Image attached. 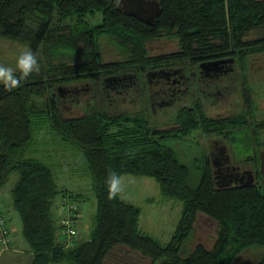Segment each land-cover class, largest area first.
<instances>
[{
    "label": "trees",
    "instance_id": "1",
    "mask_svg": "<svg viewBox=\"0 0 264 264\" xmlns=\"http://www.w3.org/2000/svg\"><path fill=\"white\" fill-rule=\"evenodd\" d=\"M157 1L160 15L150 25L120 9V0H0V37L31 47L40 63L18 87L0 84V188L18 174L12 199L35 254L31 264H108L120 247L150 264H235L258 249V264H264L260 173L250 187H218L213 157L185 137L199 129L211 134L239 128L247 114L211 118L205 97L195 91L189 103L175 106V127L161 129L154 120L161 88L170 87L157 85L159 76L191 74L213 61L233 60L225 64L236 66L245 103L252 105L248 63L264 55V0ZM102 37L113 41L124 61L103 60ZM162 38L178 40L179 50L149 56L148 42ZM127 98L130 108L120 104ZM46 133L80 151L97 197L90 239L70 247L59 239L52 215L60 193L54 169L34 153ZM110 171L153 178L164 197L183 203L165 246L141 233L136 205L119 192L109 195ZM62 192L78 200V194ZM200 215L218 224L210 249L189 245Z\"/></svg>",
    "mask_w": 264,
    "mask_h": 264
},
{
    "label": "rangeland",
    "instance_id": "2",
    "mask_svg": "<svg viewBox=\"0 0 264 264\" xmlns=\"http://www.w3.org/2000/svg\"><path fill=\"white\" fill-rule=\"evenodd\" d=\"M258 35V32L256 34L253 33L249 38H256ZM100 43L103 60L106 62L124 61L122 52L113 41L111 42L108 38L102 37ZM25 47L27 46L24 44L10 42L0 37V64L14 67L18 55ZM147 47L149 56L168 54L179 50L178 40L173 38L156 39V41L148 42ZM235 67L233 66V69ZM248 67V80L252 88V94L250 95L253 101L252 105L248 106L245 103L246 99L243 97L242 88L244 81L229 82L227 72L220 75L226 78L222 86L225 89L224 97H219V99L213 96L203 98L205 103L204 112L209 117L222 119L247 114V124L239 126V128L223 130L221 133L203 134L201 129H199L186 134L185 137L187 140L197 143L205 153L210 155L212 152L210 144L222 141L228 147V153H230L234 161L246 163L249 159V165L259 172L260 153L264 150V55H258V57L250 59ZM182 89H186L185 85L182 86ZM161 92L163 96L164 92ZM127 99L120 101V104L125 108H130L128 101L132 100V98ZM189 100L187 101L188 103L190 102ZM182 104L184 103L179 102V105ZM175 112L176 107L160 108L159 111L155 112V124L159 125L158 127L161 129L175 127L176 125L171 124L172 118L176 115ZM40 142L41 145L35 148L34 153L37 155L41 154L52 165L60 191L52 206L53 219L56 220L59 226V239L63 242L65 239L64 230H61L60 224L63 220L62 203L66 198L65 192L62 191L67 190L69 195H79L76 201L77 207H79L78 230L80 231L77 241L86 242V240L90 239L94 230V220L98 206L91 176L85 163L82 162L80 151L72 147L66 148L62 141H53L49 133L42 134ZM8 177L5 186L0 188V210L4 211V214L10 219L9 223L11 224L9 225L14 239H24L22 221L14 209L12 199V190L18 182L19 176L13 172ZM119 194H121L124 201L136 205L141 210L139 223L141 233L155 238L163 246L172 239L178 226L177 224L183 215V203L176 199L164 197L162 192H160L159 184L153 178L136 177L130 174L121 177ZM67 197L70 198L68 195ZM195 225V231L189 245L194 249L199 245L210 249L217 237L218 224L214 220L200 215ZM116 251L108 260V264L151 263L148 257H142L139 253L131 252L125 247H120ZM262 258L263 252L261 250H250L241 255L235 264H258Z\"/></svg>",
    "mask_w": 264,
    "mask_h": 264
},
{
    "label": "flooded vegetation",
    "instance_id": "3",
    "mask_svg": "<svg viewBox=\"0 0 264 264\" xmlns=\"http://www.w3.org/2000/svg\"><path fill=\"white\" fill-rule=\"evenodd\" d=\"M121 1V0H120ZM229 76V82L237 81L235 69L230 63L220 66H212L208 68L198 67L193 73H189L187 70L170 72L169 74L164 72L163 76H159L161 82L159 84H168L170 87L161 88L164 92L163 96L160 95L159 98L162 100L158 103L159 108H165L164 106H178L179 102L185 101L188 97L195 91L203 94L205 98L213 96L214 98L224 97L223 81L225 77L220 75L225 74ZM233 72V73H231ZM225 76V75H224ZM204 83V84H203ZM185 85L186 89H182ZM204 87H206L204 89ZM163 98V99H162ZM166 113V112H165ZM211 143V142H210ZM213 144V145H212ZM211 145L212 152L211 157L218 160V164L213 165L216 172L215 179L222 187L232 186H245L250 183V176L255 177L254 182L257 183L258 177L257 172L253 166L249 165V162H236L233 157L228 153V147L224 145L222 141L213 142ZM221 149V150H220ZM260 165V164H259ZM260 173V167H259ZM262 183V177H261Z\"/></svg>",
    "mask_w": 264,
    "mask_h": 264
},
{
    "label": "clouds",
    "instance_id": "4",
    "mask_svg": "<svg viewBox=\"0 0 264 264\" xmlns=\"http://www.w3.org/2000/svg\"><path fill=\"white\" fill-rule=\"evenodd\" d=\"M40 70V63L36 53L31 47L18 55L15 66L0 64V83L6 88L13 89L21 84V81L33 71ZM109 195L115 196L121 190V175L116 171H110L106 180Z\"/></svg>",
    "mask_w": 264,
    "mask_h": 264
},
{
    "label": "water",
    "instance_id": "5",
    "mask_svg": "<svg viewBox=\"0 0 264 264\" xmlns=\"http://www.w3.org/2000/svg\"><path fill=\"white\" fill-rule=\"evenodd\" d=\"M120 9H122L126 14H129L130 16H134L141 20L142 22H146L148 24H154L156 21L157 17L160 15L161 11V5L160 2L157 0H121L120 1ZM233 62V60H225V61H213L209 63H202L200 66L201 68H208L212 66H220V65H225L227 62ZM221 150V149H220ZM260 176L262 177V188L264 190V150L260 153ZM214 159V158H213ZM220 159L218 158L213 160V165L216 166L218 164V161ZM216 175V172L214 173ZM250 183L246 184L243 187H250L253 184H255L254 180L255 177L250 176ZM217 179V178H216ZM218 187H222L217 183ZM232 186V185H230Z\"/></svg>",
    "mask_w": 264,
    "mask_h": 264
},
{
    "label": "built area",
    "instance_id": "6",
    "mask_svg": "<svg viewBox=\"0 0 264 264\" xmlns=\"http://www.w3.org/2000/svg\"><path fill=\"white\" fill-rule=\"evenodd\" d=\"M65 200L62 203L63 208V220L61 221V228L64 230L65 240L67 241V247L73 246L79 235V218L76 201L72 198L65 196ZM14 237L11 233V228L8 222V218L0 212V245L5 249L12 248L14 246Z\"/></svg>",
    "mask_w": 264,
    "mask_h": 264
},
{
    "label": "crops",
    "instance_id": "7",
    "mask_svg": "<svg viewBox=\"0 0 264 264\" xmlns=\"http://www.w3.org/2000/svg\"><path fill=\"white\" fill-rule=\"evenodd\" d=\"M13 206H14V199H13ZM0 212L4 213V211L2 210H0ZM6 217L8 218L7 215ZM8 222H10L9 218H8ZM21 226L23 229V223H21ZM34 258H35V254L32 248L30 247L29 243H27L25 239L16 238L14 241V246L8 249H5L2 245H0V264H31Z\"/></svg>",
    "mask_w": 264,
    "mask_h": 264
},
{
    "label": "bare ground",
    "instance_id": "8",
    "mask_svg": "<svg viewBox=\"0 0 264 264\" xmlns=\"http://www.w3.org/2000/svg\"><path fill=\"white\" fill-rule=\"evenodd\" d=\"M228 149V148H227Z\"/></svg>",
    "mask_w": 264,
    "mask_h": 264
}]
</instances>
